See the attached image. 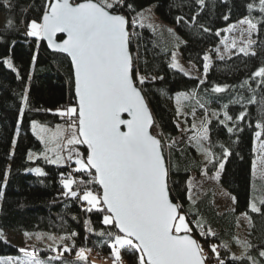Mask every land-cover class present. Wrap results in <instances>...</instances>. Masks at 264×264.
I'll use <instances>...</instances> for the list:
<instances>
[{
	"label": "trees",
	"instance_id": "obj_1",
	"mask_svg": "<svg viewBox=\"0 0 264 264\" xmlns=\"http://www.w3.org/2000/svg\"><path fill=\"white\" fill-rule=\"evenodd\" d=\"M47 2L48 0H9L10 6H5L3 0H0V13L4 16L0 26V37L3 38L0 40V190L4 192L0 198V227L20 231H49L66 236L76 232L78 235L73 238L75 248L64 253L60 260H51L50 264H96L89 257L87 261H78L74 252L78 246H87L113 257L108 237L99 233L114 229L102 225L101 213L86 211L88 206L85 202L70 195L65 196L63 193L66 190L61 183V174L67 176L71 172L76 179H88L87 174L74 171V160L55 165L47 163L43 156L33 160L27 158L29 150H42L44 146L32 130L31 121L38 120L47 124L64 121L67 118L58 115L56 110L75 102L69 57L62 52L51 51L44 40L37 47L36 39L25 35L27 22L39 19ZM165 2L171 17L175 20L177 16L184 17L178 24L180 30L164 20L158 7L160 0H125L132 8L121 5L113 11L123 14L129 21L132 17L139 19L135 25L129 22L130 48L135 64L133 74L135 79L137 73L147 78L143 85H138L152 108L160 131L168 162L171 197L181 205V211L191 223L192 234L209 257H212L209 245L226 243L227 249H218L225 264H250L247 259L233 260L231 257L233 254H242L234 251L233 247L237 245L239 213L243 211L249 217L246 241L252 248L248 249V254L260 259L259 250L264 248V205L259 203L261 213L252 212L249 207L253 185L258 186L257 180L264 184V176L257 177L253 173L255 132L259 130L256 124L264 123V87H257L256 79H249L253 72L264 66V14L259 10V0H205L202 11L196 0ZM248 3H255L256 7L249 11L246 7ZM177 4L181 6L176 7ZM148 10H152L157 16ZM142 11L146 16L143 27L137 16ZM197 12L199 15L192 22V16ZM250 14L256 15L260 22L258 31L253 33L256 54L246 56L238 51L230 55H216L214 50L224 33L221 31L220 35H216V32ZM226 15L229 17L227 20L224 19ZM9 18L13 19L14 24L10 29H5ZM148 24L154 25L155 31L147 27ZM204 28L210 31H204ZM168 29H172L175 35L170 34ZM174 48H179L185 59L195 63L204 73L203 79L185 75L179 69L169 67ZM209 51L212 55L205 61L204 56ZM34 55L36 62L33 65ZM221 56L223 59H220ZM7 57L12 58L15 68L19 70L20 79L3 63ZM204 63L209 64L207 73L204 72ZM152 77L156 79L153 80ZM201 80L204 83H200ZM246 80L248 85L242 87ZM217 85L227 88L216 93L212 89ZM25 87L29 90V99L21 117L19 109ZM193 92L196 95L193 96ZM178 93H189L190 98L182 100L187 104L185 110L199 107L197 100L205 103V107L209 109L207 116L210 118L207 120L210 140L204 148H211L216 157L222 156L221 145L231 151V155L224 161L225 166L220 171L219 178L222 186L236 198L233 209L219 211L214 204L215 194L212 188L188 199L191 172L199 174L204 165H207L206 170L212 173L218 169V165L208 164L205 156L201 157L202 151L197 149L195 143L177 140L180 133L176 126L177 112L168 98L177 97ZM253 98L255 103H249ZM224 105H228L227 109ZM245 110L247 114L244 119L236 120L235 117ZM225 111L233 117L232 121H226L227 126L234 128L233 133H228L227 127L219 123L223 120ZM213 112L217 115H213ZM189 117L187 115L186 118ZM13 139L16 140L15 147ZM173 140L176 141L175 145L169 147ZM81 148L86 154V146L81 144ZM39 165L45 168L46 175L29 171ZM6 170H9V176L5 184ZM93 188L99 190L98 185H93ZM73 190H76V185ZM197 222L203 224L205 231L208 228L214 230L215 236H201ZM26 248L29 252L35 250L36 256L45 262L56 255L55 251L41 244ZM20 249L17 244L0 238V257L24 255ZM137 256L138 253L131 250H121V257L129 264H136ZM207 262L216 264L214 258Z\"/></svg>",
	"mask_w": 264,
	"mask_h": 264
},
{
	"label": "snow or ice",
	"instance_id": "obj_2",
	"mask_svg": "<svg viewBox=\"0 0 264 264\" xmlns=\"http://www.w3.org/2000/svg\"><path fill=\"white\" fill-rule=\"evenodd\" d=\"M3 3L5 6H10L9 0H3ZM196 4L202 11L205 0H196ZM121 5L132 8V5L126 4L125 0H82L79 3H72L71 0H48L43 15L39 19L27 22L25 35L35 38L37 47L41 40H46L50 49L66 53L70 57L71 79L74 82L75 102L56 110L58 115L67 118V128L72 130L71 135L66 137V145L59 143L62 135L61 125H57L55 131L49 135L45 126L40 125L36 120L31 121L34 132L39 130L40 133H44L40 139L45 143L46 149L41 155L47 163L55 165L74 160L76 165L74 171L87 174L88 179H76L71 172L67 176L61 174V183L66 190L63 194L85 202L88 206L86 211L95 210L101 213L102 225L114 229L99 233L109 239L108 246L114 257L113 264H121L122 249L138 253L136 264H207L210 258H214L216 264H225V259L221 257L218 249L219 247L227 249L228 245L226 243L209 245L212 253V257H209L204 247L191 235L192 228L186 215L181 211V205L170 199L169 168L163 154L164 145L162 140L150 131L154 125V118L142 95V89L138 86V84L143 85L147 78L138 73L136 79L133 78L134 66L129 51L131 37L127 27L128 20L124 15L113 11ZM180 6V4L176 5V7ZM246 7L251 11L256 5L248 3ZM259 10L264 14V0H259ZM198 15L199 12L192 16V22L196 21ZM137 16L140 17V25L143 27V21L146 19L144 12L137 13ZM228 18L227 15L224 16L225 20ZM183 20V16L176 17L178 24ZM132 23L135 25L137 21L134 19ZM237 23L247 26L241 30V36L248 37L239 51L246 56L255 55L254 51H250L255 43L251 36L258 31L260 22H254L252 18L245 16ZM13 24V19L9 18L5 29H10ZM147 27L155 31L154 25L148 24ZM200 27L204 26L200 25ZM234 27L229 25L226 29L218 30L216 35H220L221 31L230 32ZM204 31L210 29L204 28ZM168 32L175 35L172 29H168ZM58 33L65 34L66 38L58 42L56 39ZM2 39L0 37V40ZM224 43L227 50V39ZM231 47H236L235 40ZM208 59L209 57L205 55L204 60ZM220 59H223V56ZM35 62L34 55L33 65ZM3 63L17 74V79L21 78L19 70L15 68L10 58L4 59ZM169 67L179 69L188 75L178 64L175 52L172 53ZM203 68L207 73L209 64L204 63ZM152 79L155 80L156 77ZM249 79H256L257 87H264V66L253 72ZM200 83L204 81L201 80ZM246 85H248L247 80L243 82L242 87ZM226 88L227 86L217 85L212 90L220 93ZM28 91L25 87L21 95L22 106L19 109L21 117L28 103ZM192 95H196L195 92ZM189 98V94H177V116L181 114V100ZM196 103L201 109H205V103L200 100ZM249 103H255V98L249 100ZM223 107L227 109L228 105ZM125 113L127 119L122 117ZM194 113L195 109L193 115ZM212 114L217 115L215 112ZM246 114V110L241 111L235 119L243 120ZM223 115L224 119L219 123L227 127L228 133H233L234 128L226 125V121H232L233 117L227 111ZM205 116L207 117V110ZM208 123L207 119L202 120L197 133L189 137V142H195L197 149L204 153L208 164L218 165L213 177L218 179L220 170L224 169V161L231 155V151L221 145L222 156L216 157L211 148L203 147V142L210 140ZM176 126L179 128V123ZM192 127L197 126L193 123ZM256 127L260 131L255 132V136L257 138L264 136V123L257 122ZM18 134L19 128H17ZM175 143L176 141L173 140L169 147L174 146ZM12 144L15 147V139L12 140ZM49 144L54 146L48 148ZM79 144L86 145V154L76 151L75 145ZM65 146H72L68 150L67 158L62 154ZM260 150L264 153V140H261ZM48 152H52L53 156L49 157ZM12 154L14 153H10ZM27 158L33 160L36 157L29 150ZM253 169L255 170V162ZM29 171L46 175L39 167ZM202 174L206 175L207 172L204 171ZM8 176L9 170H6L5 184ZM74 185L76 190H73ZM93 185H98L99 190H94ZM188 192V199L191 200V181ZM3 195L4 192L0 190V198ZM235 199L232 197L233 202ZM260 203L264 205V200ZM249 207L252 212H262L256 202H251ZM196 226L201 229V236H215L210 228L203 230V224L197 222ZM29 235L25 232V236ZM76 235H78L76 232L60 237L48 235L49 240L59 241V249L52 244L48 245L49 249L57 251V255L51 257L48 262L37 258L35 250L29 252L27 248H21L19 251L24 253L23 259L0 258V264H50L51 260H60L64 253L71 252L75 248L73 238ZM0 238H3L2 231ZM36 238L41 239L42 236L37 234ZM66 240L71 243H64ZM237 243H240L238 239ZM242 246L244 252L240 256L233 254L231 257L233 260L247 259L250 264H261L264 261V248L259 250L260 259H257L248 254V249L252 248L249 242H243ZM86 251L90 249L80 247L76 251L78 261H87Z\"/></svg>",
	"mask_w": 264,
	"mask_h": 264
},
{
	"label": "rangeland",
	"instance_id": "obj_3",
	"mask_svg": "<svg viewBox=\"0 0 264 264\" xmlns=\"http://www.w3.org/2000/svg\"><path fill=\"white\" fill-rule=\"evenodd\" d=\"M165 1L166 0H160V3L158 5L162 17L164 18V20H166L167 24L173 22L171 24V26H176L175 28L180 30L181 27L178 26V23L176 22L175 18L171 17L169 15V13L167 12ZM150 11L154 14V16H157L152 10H150ZM248 16H249V18H252L254 20V22H257L256 15L250 14ZM3 20H4V16L2 13H0V26L2 25ZM239 20L229 24V25L235 26L232 31H230V32L223 31L224 33H223V36L221 37V42L219 43V45L216 46V48L214 50L216 55H230V54H233L235 52H238L240 47L244 46V41L247 40L248 37H247V35L242 37L241 36V30L247 26L238 24L237 22ZM229 25L224 27V29H226ZM225 39H227V44H228L227 50L225 48V43H224ZM251 39L253 40V34L251 36ZM233 40H235V43H236L235 48L231 47ZM217 49H219V51H217ZM254 50H255V48H254V44H253L250 51H254ZM173 52L176 53V60H177L178 64L183 67L184 71L187 72L188 75L197 76L201 79L204 78V73L198 69V67L195 65V63L193 61L185 59L182 56L179 48H174L172 53ZM172 53H171L170 63L172 62ZM211 55H212L211 51H209L207 53V56L210 57ZM7 58H10L12 60L11 57H7ZM12 62H13V60H12ZM13 64H14V62H13ZM14 66H15V64H14ZM187 94H189V93H187ZM182 100H181V114L179 116H177V118H178L177 123H179V129H180V133L177 136V140L178 141H181V140H188L189 141V137H191L197 133L198 129L200 128L201 121L204 119L210 118V116L209 117L205 116L206 110H207V115H209V109L206 107H205V109H201L200 107H197L195 109V113L193 115V109L190 111H189V109H188V111L185 110L186 109L185 107H187V104L185 101H182ZM168 101L175 108V110H177L176 97H169ZM187 115L190 116L189 119L186 118ZM36 121H38V120H36ZM38 122L40 125L45 126V128L47 129V134H49V135L53 131H55L57 125H61L62 126V135H61V138L59 140V143L66 145V137H69L71 135V132H72V130L67 128V123H68L67 119H65L64 121L56 122L55 124H47V123H43L40 121H38ZM193 123L196 124V126H197L196 128L192 127ZM153 131L157 135H159V133H160L157 125H154ZM258 131H260V129ZM34 133L39 138L41 135H44V133H40L39 130H37V132H34ZM261 140H264V136H262L260 138H257V137L255 138L256 156H255L254 161H253V163L255 162V170L253 169V173L255 171L254 175L257 177L258 176H264V153H262L260 150ZM206 142L207 141L203 142V147H205ZM191 143H195V142H191ZM43 145L44 146H43L42 150H31L32 153L35 154V157L43 156V155H41V153H44L45 149H46V145L44 142H43ZM53 146L54 145H52V144L47 145L48 148H51ZM70 147H72V146H65L63 148L62 154L65 158H67L68 150ZM75 149H76V151H79L80 153L84 154L83 149L81 148V144L75 145ZM47 155L49 157H52L53 153L48 152ZM204 156L205 155L202 152L201 157L203 158ZM61 164H65V163H61ZM37 167L43 169V171L45 172V168L43 166H40V165L34 166V168H37ZM34 168H32V169H34ZM217 170L218 169H216L212 173H209L206 170L205 165H204L201 173L198 174V173L192 171L190 174L189 180H188V183H189V181H191V188H192L191 195H192V197H197L203 192V190H205L207 188H212L214 190V194H215L214 195V204L217 207V209L219 211H223L226 209H233L235 206V202H233V200H232V197H234L233 194H231L228 190H226L222 186V184L220 182V178L213 179ZM204 171L207 172L206 175L202 174ZM257 182H258V186L253 185L251 202H256L257 206L259 207L260 201L264 199V184L262 183L261 180H257ZM182 213L185 214L183 211H182ZM245 213L246 212H244V211L239 213V224H238V229H237L238 230L237 231V239L240 241V243H237V245H235L233 247L234 251H236L240 254L244 252V248H243L242 244H243V242L246 241L247 233H248L249 217H248V215H243ZM186 218H187V216H186ZM187 220L189 221L188 218H187ZM189 226L191 227L190 221H189ZM0 231H2L4 239H6L12 243L17 244L21 248H26L29 246L32 247L36 244H41L42 246L47 247L49 244H52L53 247L59 249V241L54 242L52 240H49L47 238L48 235H52V236H56V237L66 236L63 234H58V233L49 232V231H24V230L20 231V230L5 228V227H0ZM25 232L29 233L30 235L25 236ZM212 232H214V230H212ZM37 234H40L42 236V238L37 239L36 238ZM64 243H71V241L66 240V241H64ZM80 247H84L85 249H90V251H86L85 254L94 263H96V264L97 263L98 264H113L114 257H110L104 253H101L97 250H93L92 248L87 247V246H78L76 251ZM235 247H237V248H235ZM76 251L74 252L75 256H76ZM55 254L57 255V251H55ZM7 257H13V258L20 257L21 259H23L24 255H4V256H1L0 258H7ZM39 259L44 261L41 258H39ZM121 264H129V263L121 257ZM207 264H210V263L207 262Z\"/></svg>",
	"mask_w": 264,
	"mask_h": 264
},
{
	"label": "water",
	"instance_id": "obj_4",
	"mask_svg": "<svg viewBox=\"0 0 264 264\" xmlns=\"http://www.w3.org/2000/svg\"><path fill=\"white\" fill-rule=\"evenodd\" d=\"M71 2L72 3H79V2H82V0H80V1H77V2H75V1H73V0H71ZM117 14H120V15H123V14H121V13H117ZM126 17V16H125ZM127 18V17H126ZM127 20H128V18H127ZM127 27H128V31H129V24L127 25ZM60 36V37H59ZM66 38V35L65 34H60V33H58L57 34V37H56V39H57V41L59 42V41H62L63 39H65ZM45 41V43H46V45H47V41L46 40H44ZM48 47V46H47ZM49 48V47H48ZM50 49V48H49ZM51 51H58V50H53V49H50ZM129 51H130V53H131V55H132V51H131V48H130V45H129ZM60 52V51H59ZM63 53V52H62ZM64 54H66V53H64ZM67 55V54H66ZM132 58H133V55H132ZM69 59H70V57H69ZM133 66L135 67V64H134V61H133ZM134 67H133V70H134ZM133 78H134V74H133ZM135 79V78H134ZM139 86V85H138ZM140 87V86H139ZM142 89V88H141ZM73 92H74V83H73ZM142 95L144 96V98H145V102H146V104H147V107H148V109H149V111L151 112V114H152V116H153V118H154V125H157L156 124V118H155V115H154V113H153V111H152V108H151V106H150V104H149V102H148V100H147V98H146V96H145V94H144V92H143V90H142ZM122 117L124 118V119H127L128 118V116H127V114L125 113V114H122ZM154 125H153V127H154ZM153 127L150 129V131H151V133L153 134V135H155V136H157L158 138H160V136L159 135H157L156 133H154V131H153ZM161 139V138H160ZM86 146V145H85ZM163 154H164V157H165V163H166V165L168 166V162H167V158H166V156H165V153H164V151H163ZM168 183H169V177H168ZM170 187V186H169ZM170 199H172V197H171V192H170ZM172 201L174 202V203H177L176 201H174L173 199H172ZM178 204V203H177ZM191 235L193 236V238L194 239H196L197 240V238L191 233ZM198 241V240H197Z\"/></svg>",
	"mask_w": 264,
	"mask_h": 264
},
{
	"label": "built area",
	"instance_id": "obj_5",
	"mask_svg": "<svg viewBox=\"0 0 264 264\" xmlns=\"http://www.w3.org/2000/svg\"><path fill=\"white\" fill-rule=\"evenodd\" d=\"M134 19H135L137 22L139 21V19H138L137 17H132L131 20H130V23H131L132 25H133L132 22H133ZM169 24H172V23H169Z\"/></svg>",
	"mask_w": 264,
	"mask_h": 264
}]
</instances>
